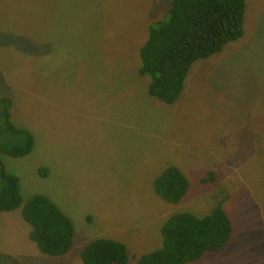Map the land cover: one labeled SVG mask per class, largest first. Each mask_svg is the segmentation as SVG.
I'll return each mask as SVG.
<instances>
[{
    "label": "rangeland",
    "instance_id": "374dc122",
    "mask_svg": "<svg viewBox=\"0 0 264 264\" xmlns=\"http://www.w3.org/2000/svg\"><path fill=\"white\" fill-rule=\"evenodd\" d=\"M170 1L0 0V95L34 137L4 165L24 201L47 196L74 227L71 249L48 256L20 208L0 212V252L81 264V247L108 237L134 262L161 244L166 217L202 216L224 199L231 238L187 264H264V0H245L243 35L195 61L167 104L136 71L147 25ZM168 165L189 180L176 204L152 186Z\"/></svg>",
    "mask_w": 264,
    "mask_h": 264
},
{
    "label": "trees",
    "instance_id": "16d2710c",
    "mask_svg": "<svg viewBox=\"0 0 264 264\" xmlns=\"http://www.w3.org/2000/svg\"><path fill=\"white\" fill-rule=\"evenodd\" d=\"M245 0H171L159 19L146 28L139 47L137 75L148 79L147 92L158 100L174 103L191 65L220 52L229 41L243 35ZM11 100L0 95V212L20 208L30 226L29 239L41 254L60 256L72 247L74 227L70 218L47 196L34 194L25 201L18 177L6 170L5 157L31 152L32 132L13 123ZM45 174L46 170L41 169ZM154 192L176 204L189 189V180L176 165L166 166L153 180ZM225 197V196H224ZM223 197V198H224ZM224 199L205 215L180 211L166 217L160 227L161 244L130 262L124 243L97 237L86 242L78 256L81 264H187L206 252H217L233 234ZM0 264H22L12 254L0 252Z\"/></svg>",
    "mask_w": 264,
    "mask_h": 264
}]
</instances>
